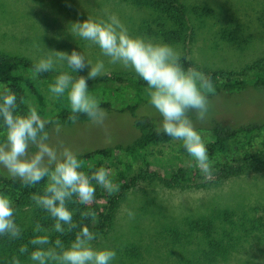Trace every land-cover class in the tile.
<instances>
[{
    "label": "rangeland",
    "instance_id": "1",
    "mask_svg": "<svg viewBox=\"0 0 264 264\" xmlns=\"http://www.w3.org/2000/svg\"><path fill=\"white\" fill-rule=\"evenodd\" d=\"M154 1L0 0V54L21 57L35 64L47 50L68 53L75 50L91 64L98 60L104 62L105 74L99 77L138 78L130 69L110 63L96 45L72 31L73 23L86 19L106 20L115 14L130 36L169 44L192 64L191 67L202 72L223 71L232 78H247L255 62L264 57V0H176L186 11L183 25L170 27L178 33L177 42L164 38L168 32L163 25L168 24L165 15L152 8ZM207 13L211 14L205 16ZM63 71L66 68L58 64L49 73L56 76ZM87 71L86 67L72 75L74 78L75 75L86 76ZM208 99L209 112L205 120H198L193 111L187 114L195 127H206L213 119L226 123L264 122V90L251 88L238 94H216ZM106 113L103 125L91 121L61 127L59 133L53 128L48 143L58 150L62 145L79 154L129 141L135 132L131 116L114 110ZM136 114L153 117L159 125L160 117L149 104L141 106ZM198 132L205 144L211 139L205 129ZM179 146L180 141L175 140L158 148L163 152L162 156L156 154L160 161L155 160L150 168L141 164L135 166L129 180L119 189L112 225L92 241L94 248L116 251L117 259L113 264L117 261L119 264H162L163 259L156 256L167 249L166 243L160 239V249L146 247L154 242L153 237L159 236L156 229L162 230V226L181 227L214 212L223 219V211L229 207L236 211V217L239 211L249 210L253 218L264 220V166L238 176H223L217 180L219 183L216 179L221 176L217 174L207 175L205 185L182 182L168 186L166 181L172 175L187 173L190 177L188 173L199 169L192 157L186 159L184 153H179ZM260 151H264V138L256 141L249 152ZM0 171L9 175L2 166ZM148 171L156 176H149ZM142 173L146 175L141 176ZM109 175L113 177V169ZM98 191L105 192L102 187ZM129 210L134 214L132 217L128 216ZM167 237L172 239L175 235L167 233ZM262 238L257 235L258 240ZM251 245L264 249L262 240Z\"/></svg>",
    "mask_w": 264,
    "mask_h": 264
},
{
    "label": "trees",
    "instance_id": "2",
    "mask_svg": "<svg viewBox=\"0 0 264 264\" xmlns=\"http://www.w3.org/2000/svg\"><path fill=\"white\" fill-rule=\"evenodd\" d=\"M152 8L165 15L168 26L165 24L163 26L168 33L164 34V38L168 42H177L178 33L170 27L183 25L186 15L183 6H180L176 0H155ZM210 14L207 13L205 16ZM181 64L186 69L192 66L185 57L181 58ZM33 66L34 64L24 58L0 54V87H7L15 92L17 114L27 115L31 109H35L45 122L48 134L57 123L61 127H71L91 122L83 114H78L75 123L70 121L69 116L72 113L66 96L53 97L49 92V85L54 82L55 75L49 72L36 74ZM250 71L251 74L247 78H232L223 71H203L211 78L216 89L213 94L208 95V98L216 94H238L251 88L264 90V57L257 60ZM88 87L106 112L114 110L120 114L128 113L132 118L135 132L129 141L77 154L82 163L81 170L90 175L100 167L109 171L113 169L114 175L111 179L121 188L131 177L135 166L141 164L150 168L155 160L160 161L156 154L163 153L157 149L170 145L175 140L163 133L158 134L159 125L153 117L136 114L141 106L150 105L144 81L139 78L102 76L88 81ZM195 129L197 131L205 129L211 135L206 147L212 161L213 173L210 175L221 176L217 177V183L220 182L217 180H221L223 176H238L247 170L264 166V151L253 154L249 152L256 141L264 138V122L226 123L213 119L206 127H195ZM0 140H2V130H0ZM179 153H184L185 158L190 159L181 142ZM144 174L146 175V173L140 175ZM188 174L190 177H187V173H176L166 181V184L175 186L182 182H194L205 185L207 182L205 181L207 175L199 169ZM148 175L156 176L155 173L150 172ZM200 181L203 182L197 183ZM46 183L45 178L38 184L26 185L18 178L0 171V195L7 196L12 201L13 219L21 233L17 238L0 236V264L30 263L28 253L22 254L19 249L27 245L31 252L36 247H41L29 243L36 236L47 235L50 241L59 238L67 246L74 239L81 225L87 226L96 237L112 225L119 191L111 195L106 191L100 194L97 186L95 198L91 203L81 204L76 198L67 203L77 228L71 231L66 229L64 234L56 233L53 229V219L31 199L33 193L43 194ZM86 212H94L95 219L84 217L82 213ZM235 212L229 207L228 210L223 211L225 216L223 219H220L221 214L216 215L214 212L202 215L203 217L199 219H192L181 227L162 226V230L156 229L159 236L153 237L154 242L146 247L157 250L160 249L158 245L160 239L163 244L166 243L167 249L156 256L163 259L162 264H264V249L262 250L259 245L256 247L251 245L261 240L264 242V220L261 222L253 218L249 210L239 211L238 217L235 216ZM37 225L40 226L39 232L36 231ZM167 233H173L175 237L170 239ZM257 235L263 238L258 240ZM163 244L161 243L162 246ZM50 246L52 245L43 247ZM150 250L148 249L147 252ZM115 264H119V261Z\"/></svg>",
    "mask_w": 264,
    "mask_h": 264
},
{
    "label": "clouds",
    "instance_id": "3",
    "mask_svg": "<svg viewBox=\"0 0 264 264\" xmlns=\"http://www.w3.org/2000/svg\"><path fill=\"white\" fill-rule=\"evenodd\" d=\"M72 31L96 45L110 63L130 69L145 82L148 102L160 117L158 134L179 140L201 172L210 175L212 161L206 144L187 114L193 111L198 120L206 119L209 112L208 95L216 90L211 78L195 67L186 69L173 46L130 36L115 14L109 15L106 20L86 19L73 23ZM58 64H62L66 71L55 76L54 82L49 85V92L53 97L66 96L72 113L69 120L75 123L78 114H83L94 124L103 125L107 113L90 93L88 81L105 74L104 62L98 60L91 64L75 50L71 53L47 50L35 62L33 71L36 74L54 71ZM86 67V76L75 75L74 78L73 73ZM17 108L15 92L0 87V166L11 177L18 178L26 185L38 184L46 178L43 194L33 193L32 201L53 219L56 233L64 234L66 229H76L68 202L76 198L81 204H89L95 198L97 186L109 195L118 192L120 186L113 182L109 170L104 167L97 168L90 175L82 171V163L76 153L62 145L58 150L48 143L45 122L35 109L21 115L17 114ZM55 131H61L59 123L55 125ZM82 215L95 219L94 212ZM133 215L129 210L128 216ZM13 217L12 201L0 195V236H20V229ZM36 231H40L39 225ZM95 239L96 234L81 225L67 246L59 238L50 241L49 236L39 235L29 243L41 247L29 252L25 245L19 251L28 253L32 264H113L116 251L94 248L92 241ZM49 244L52 246L43 247Z\"/></svg>",
    "mask_w": 264,
    "mask_h": 264
}]
</instances>
